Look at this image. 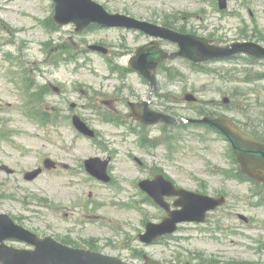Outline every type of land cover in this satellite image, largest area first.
<instances>
[{"label":"rangeland","instance_id":"374dc122","mask_svg":"<svg viewBox=\"0 0 264 264\" xmlns=\"http://www.w3.org/2000/svg\"><path fill=\"white\" fill-rule=\"evenodd\" d=\"M94 1L111 14L159 26L165 21L175 23L177 28H185L194 35H211L222 45L242 39L264 41V0H248V6L238 15L230 11L240 7L239 1H228L229 11L225 15L213 8L217 0ZM249 9L253 13L250 19ZM52 15L50 0H0V213L39 237L61 239L81 248H86L84 242L92 239L97 252L133 264L139 263L136 256L166 261L187 259L193 264L204 259L215 264L264 261V255L256 258L252 251L264 246V207L247 204L252 192L250 184L218 172L233 168L224 142L201 129L171 127L163 134L150 125L144 132L148 138L162 142L172 135L173 148L171 152L165 146L144 151L125 128L99 118L109 110L115 119L141 129L129 120L128 103H137L136 111H141L149 87L135 74H113L106 59L119 69L127 67L135 50L150 39L119 29L76 33L72 25L53 32L43 25ZM161 45L166 51H175L168 43ZM93 46L105 50L107 55L88 51ZM65 48L67 52H77L76 63L56 64L59 51ZM165 64L166 68L157 76L158 90L151 105H147L153 111L166 110L176 118L194 119L198 117L191 106L224 98H239L242 103H237L243 104L245 98L240 95L250 92L249 105L255 109L254 114L264 117V81L242 83L238 74L241 72L231 69L219 71L226 79L223 81L219 75L192 70L182 60ZM209 66L230 67L222 63ZM252 70L264 72V66ZM22 74L25 88L27 78L34 79L32 92L22 93L16 81ZM46 86L50 92L39 89ZM186 95L192 97L189 103ZM38 97L42 102L35 99ZM31 111L47 112L50 120L56 118L55 122L40 125ZM74 115L96 133L95 143L79 137L72 129L69 121ZM92 157L110 159L111 185L102 186L87 178L83 161ZM46 159L54 162L55 168H44ZM137 160L142 167H137ZM2 165L14 172L2 170ZM38 167L42 169L38 177L32 181L23 179V172ZM159 170L177 187L207 196L224 195L226 205L212 212L204 226L182 225L175 239L166 245L144 246L137 239L144 231V222L159 221L163 212L139 204L138 210H133L131 203L139 197L136 182ZM238 217H247L252 228L246 229L247 224ZM244 225L243 231L250 240L239 249L238 244L243 243L240 241H247L238 236V229Z\"/></svg>","mask_w":264,"mask_h":264},{"label":"water","instance_id":"95a60500","mask_svg":"<svg viewBox=\"0 0 264 264\" xmlns=\"http://www.w3.org/2000/svg\"><path fill=\"white\" fill-rule=\"evenodd\" d=\"M54 2L55 15L54 21L64 25L74 23L77 31L89 27L91 24L106 27H124L136 29L155 38H163L175 42L181 48L178 54L170 57L153 47L150 49L141 48L137 51L136 57L130 61L131 68L141 72L148 77L152 85L153 78L149 75V70L155 68L160 60L167 57L183 56L194 62L208 61L218 58H228L235 54L244 52L254 55L256 58L264 57V50L252 44H234L232 48H220L208 46V42L188 35H179L171 33L168 30L149 25L145 22L106 13L101 6L92 0H52ZM223 4V3H222ZM163 119L166 123L176 124L177 121L162 115H154L148 110L144 114V122L153 123ZM212 127L214 130L222 133L232 144L236 158L241 165L242 171L255 179L262 181L264 177V144L252 142L243 138L232 123L224 118H205L200 121ZM77 127L85 134L91 133L84 128L78 121H75ZM99 161L92 159L86 163L87 170L97 178H104L106 162L97 165ZM38 172L30 174L29 179L34 178ZM141 187L146 191L160 206L168 208L163 202L164 196H178L174 205L182 207V210L171 213V217L163 219L159 225L147 224L146 233L140 236V240L145 243H151L158 236L171 233L175 230L176 223L184 221H202L204 217H191L188 213L194 197L183 190H177L172 184L158 176L155 180L141 183ZM7 238H15L31 244L35 250H16L0 245V264H124L113 257L95 254L80 249H71L61 245L50 238L39 239L35 235L24 231L12 225L7 217H0V242ZM146 264H160L154 260H148Z\"/></svg>","mask_w":264,"mask_h":264},{"label":"trees","instance_id":"16d2710c","mask_svg":"<svg viewBox=\"0 0 264 264\" xmlns=\"http://www.w3.org/2000/svg\"><path fill=\"white\" fill-rule=\"evenodd\" d=\"M168 27H171V26H168ZM244 132L257 140L264 141V126H259L258 124H254L253 122H250L249 127L244 128Z\"/></svg>","mask_w":264,"mask_h":264}]
</instances>
